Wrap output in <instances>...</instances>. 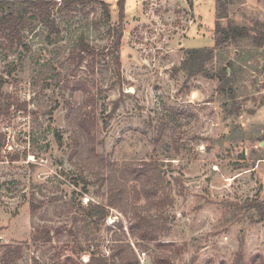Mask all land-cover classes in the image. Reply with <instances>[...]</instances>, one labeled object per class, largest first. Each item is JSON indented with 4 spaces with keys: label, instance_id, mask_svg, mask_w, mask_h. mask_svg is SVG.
Returning a JSON list of instances; mask_svg holds the SVG:
<instances>
[{
    "label": "rangeland",
    "instance_id": "rangeland-1",
    "mask_svg": "<svg viewBox=\"0 0 264 264\" xmlns=\"http://www.w3.org/2000/svg\"><path fill=\"white\" fill-rule=\"evenodd\" d=\"M102 1L110 7L108 19L94 2L55 9V32L31 20L22 44L0 38L4 91L27 103L26 111L0 117V243L22 247L15 264H56L71 254V237L34 242V230L69 227L79 204L104 202L103 189L91 184L80 196L82 182L74 184L90 175L70 154L67 103L80 95L63 83L82 77L94 96L87 110L98 120L97 152L118 161L154 157L162 164L174 201L171 230L161 239L173 243L168 252L174 262L264 264V223L250 221L242 208L251 198L264 199L261 65L237 68L224 90L216 78H188L179 69L186 49L213 46L214 0H125L122 19L118 0ZM230 18L264 26V0H234ZM80 41L102 53L93 71L76 70L73 77L69 54ZM249 44L241 40L217 51L211 67L218 70ZM32 202L41 203L35 212ZM118 218L112 209L97 232L102 253L109 251L107 228ZM136 251L140 264H152L149 252Z\"/></svg>",
    "mask_w": 264,
    "mask_h": 264
},
{
    "label": "trees",
    "instance_id": "trees-1",
    "mask_svg": "<svg viewBox=\"0 0 264 264\" xmlns=\"http://www.w3.org/2000/svg\"><path fill=\"white\" fill-rule=\"evenodd\" d=\"M124 1H117L120 19L124 14ZM94 2L101 6L104 17L108 19L110 7L102 0H62L60 3L52 0H0V38L10 46L22 44V30L31 20L39 21L50 32H55V9L69 10ZM233 3L234 0H214L213 46L186 49L179 66L188 78L197 74L216 78L220 90H224L226 85L230 86L237 68L242 69L251 62L256 63V66H252L254 70H258L257 67L261 65V71L264 72V26L249 27L235 23L230 18V6ZM223 20L225 24H222ZM119 39L120 34L114 46H117ZM241 40H248L249 46L240 50L235 59L214 70L211 66L216 52ZM101 53L80 41L78 49L69 54L71 75L75 77L76 70L93 71L97 56ZM6 83L7 79L0 74V117L8 116L12 109L27 110L26 102L12 99L4 91ZM63 87L70 88L73 96L80 95L78 101L67 103L66 121L72 141L70 154L79 163L85 164L90 175V180L83 177L80 181L75 179L74 184L78 186L82 182L78 193L80 196L88 192L87 187L91 184L99 190L103 189L104 202L88 201L86 205L79 204L77 212L70 216L72 224L69 227H38L34 230L32 241L49 243L54 236L63 234L71 237L66 246L71 254L57 260L56 264H140L136 248L143 253L149 252L152 264H177L172 253L168 252V249L173 248V243L161 239L162 235L171 230L172 215L168 210L174 201L170 181L162 164L154 157L118 161L97 152L95 139L98 120L94 112L87 110L89 105L94 104V96L82 77L72 80L67 78ZM228 98L233 100L235 97L233 93H228ZM55 134L59 139V134ZM40 205L32 202L30 209L35 212ZM70 205L73 207V203ZM242 208L250 221L264 223V199L251 198L243 203ZM112 209L117 210L121 218L107 228L112 232L109 251L105 254L100 251L97 232ZM71 241L72 246L69 244ZM22 253L20 245L0 243V264H15ZM83 255L87 256L85 262L82 261Z\"/></svg>",
    "mask_w": 264,
    "mask_h": 264
},
{
    "label": "built area",
    "instance_id": "built-area-1",
    "mask_svg": "<svg viewBox=\"0 0 264 264\" xmlns=\"http://www.w3.org/2000/svg\"><path fill=\"white\" fill-rule=\"evenodd\" d=\"M52 1H55V2H58V3H60L62 0H52Z\"/></svg>",
    "mask_w": 264,
    "mask_h": 264
},
{
    "label": "water",
    "instance_id": "water-1",
    "mask_svg": "<svg viewBox=\"0 0 264 264\" xmlns=\"http://www.w3.org/2000/svg\"><path fill=\"white\" fill-rule=\"evenodd\" d=\"M264 144V143H263Z\"/></svg>",
    "mask_w": 264,
    "mask_h": 264
}]
</instances>
